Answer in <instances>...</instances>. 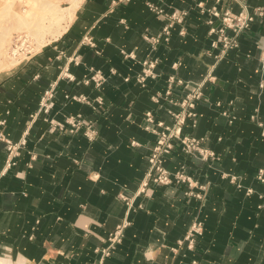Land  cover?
I'll list each match as a JSON object with an SVG mask.
<instances>
[{
    "label": "crops",
    "instance_id": "crops-1",
    "mask_svg": "<svg viewBox=\"0 0 264 264\" xmlns=\"http://www.w3.org/2000/svg\"><path fill=\"white\" fill-rule=\"evenodd\" d=\"M78 2L44 46L0 73V264H264V14L217 58L198 5L214 0ZM245 2L250 12L264 6ZM173 11L186 14L165 39ZM148 60L155 76L141 82ZM96 71L99 85L86 81ZM200 84L184 133L214 156L175 142L164 164L183 167L191 185L151 183L128 211L122 196L146 175L157 122L170 123L174 102ZM77 114L74 128L66 119ZM7 141L18 148L10 167Z\"/></svg>",
    "mask_w": 264,
    "mask_h": 264
},
{
    "label": "built area",
    "instance_id": "built-area-1",
    "mask_svg": "<svg viewBox=\"0 0 264 264\" xmlns=\"http://www.w3.org/2000/svg\"><path fill=\"white\" fill-rule=\"evenodd\" d=\"M215 4L211 7H206L203 2H199L200 11L202 13H207L208 17H206V23L210 26L209 33L217 34V38L212 41L213 47H219V53L216 55L217 58H220L225 52L229 49H236L239 46V36L243 31L248 29L254 21L256 16H261L264 14V6L257 7L253 11H249L247 9V5L245 0H232L241 4L242 10L240 12H234L229 7L221 9L218 4L224 0H214ZM150 8L157 13H164V9L162 7L156 6L154 4H149ZM185 12H177L173 11L169 14L170 22L166 24L163 28V35H165V39H168V35L170 33V29L173 26L174 22H181L184 19ZM220 21V25L216 26L215 22ZM156 65V61L148 60L144 61V68L140 75H138V79L141 82H144L147 77H154V67ZM93 80L97 85L101 84L104 80L103 75L96 71L90 78L86 79V81ZM174 80V78L170 79ZM181 82V81H180ZM201 85H198L196 89L190 93H188L184 98H182L179 102H174L179 105V109L173 111L172 119L170 123H165L164 121H158V128L155 130L157 132V140L151 149V153L148 157V170L146 172L145 177L139 184L137 191L131 196L126 197L122 196L128 211L135 208L134 198L139 196L142 193H145L147 187L153 183L156 185H166L171 183L172 181L186 183L188 182L191 185V177L188 176L183 167L176 169L175 171L169 170L165 164L164 159L167 154H169L175 142H179L182 145V149L184 152L198 155L203 159H207L209 157L214 156L212 151L201 146V139L194 137L192 135L184 133V127L186 125L187 119L189 117L195 116L194 106L197 99H199L202 95ZM170 92L168 91L167 94ZM52 94L47 92L42 100V107L45 111H48L50 106L52 105ZM156 101L159 100L157 95L153 96ZM80 99L85 100V97H79ZM170 102H173L170 99ZM98 104L103 103V99L99 97L97 99ZM146 119L149 123L154 122V117L151 112L146 113ZM66 122L70 124L72 127H78L83 123V120L80 118V115H70L67 117ZM62 127V125H59ZM150 128V125L147 126ZM1 139V136H0ZM9 144V153L7 159V166L10 167L14 162V157L17 155V145L7 141ZM263 170H261L262 174ZM140 207V205H138ZM126 221L125 223H127ZM125 225V224H124ZM123 225V226H124ZM121 228H119L114 235L110 238L109 248L114 245L116 241L120 239ZM202 231V222L196 221L192 225V229L190 234L188 235V239L190 242L193 241V237L195 234H200ZM193 264H196L193 261Z\"/></svg>",
    "mask_w": 264,
    "mask_h": 264
},
{
    "label": "rangeland",
    "instance_id": "rangeland-1",
    "mask_svg": "<svg viewBox=\"0 0 264 264\" xmlns=\"http://www.w3.org/2000/svg\"><path fill=\"white\" fill-rule=\"evenodd\" d=\"M44 1L50 2L45 8ZM56 1L0 0V73L17 67L27 55L44 46L45 37L62 28L60 17H70L80 0ZM69 3L73 4L71 9Z\"/></svg>",
    "mask_w": 264,
    "mask_h": 264
},
{
    "label": "bare ground",
    "instance_id": "bare-ground-1",
    "mask_svg": "<svg viewBox=\"0 0 264 264\" xmlns=\"http://www.w3.org/2000/svg\"><path fill=\"white\" fill-rule=\"evenodd\" d=\"M72 5H73V4H69L68 9H71V6H72ZM43 43H45V41H44V42L42 41V44H43ZM14 50H15V49H12V52H13V53L15 52Z\"/></svg>",
    "mask_w": 264,
    "mask_h": 264
}]
</instances>
